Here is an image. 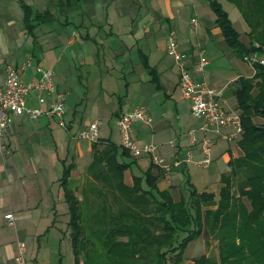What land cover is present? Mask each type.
I'll use <instances>...</instances> for the list:
<instances>
[{
    "label": "crops",
    "instance_id": "crops-1",
    "mask_svg": "<svg viewBox=\"0 0 264 264\" xmlns=\"http://www.w3.org/2000/svg\"><path fill=\"white\" fill-rule=\"evenodd\" d=\"M218 1L235 28L236 22L243 23L238 27L241 32L236 28L240 37L244 33L248 38L250 28L238 7L229 0ZM22 5L30 8L27 16ZM193 17L196 27L191 24ZM215 17L208 0H0V87L6 68L18 67L30 57L32 63L21 74L22 81L38 79L40 69L51 66L56 89L66 96L65 126L54 114L12 115L0 138L4 146L0 152V264H17L14 258L21 242L25 264H62L68 235L61 220H66L68 208L59 179L64 165H72L70 179L74 170L88 168L92 145L78 132L98 118L89 119L91 115L99 116L101 111H107L110 127L99 130V139L120 144L117 117L145 105L152 121L136 122L132 136L139 144H156L159 155L170 163L166 171L147 155H130L125 160L133 161L123 172L126 184H132L134 175L144 177L152 161L160 190L184 187V174L197 191H212L219 185L228 160L241 152L237 139L216 137L211 163L196 164L201 155L196 145H190L187 131L201 119L197 124L188 121L190 100L181 95L167 35L168 30L174 31L194 76L224 87L226 103L237 107L236 80L252 78L256 68L229 44L231 51L223 46L226 40ZM217 48L238 66V73L225 83L204 70L209 64L205 54H214ZM200 57L207 62L202 70L197 69ZM122 85L123 92L115 98ZM26 104L36 106L37 101L30 95ZM189 147L192 159L185 161ZM182 190L187 195L188 190ZM8 212L14 216V226L7 224Z\"/></svg>",
    "mask_w": 264,
    "mask_h": 264
},
{
    "label": "trees",
    "instance_id": "trees-1",
    "mask_svg": "<svg viewBox=\"0 0 264 264\" xmlns=\"http://www.w3.org/2000/svg\"><path fill=\"white\" fill-rule=\"evenodd\" d=\"M229 1L238 7L250 30L244 42L221 3L208 0L226 42L240 57L246 51L264 52V0ZM22 8L27 16L30 8ZM254 67L252 78L236 80V108L243 127L237 141L241 152L228 160L229 169L221 173L217 197L197 191L185 174L182 187L187 195L175 186L158 189L159 174L152 171V161L144 177L134 175L128 185L123 172L133 161L125 160L130 153L110 139L98 138L91 142L87 169L95 178L111 180L109 187L116 191L119 205L116 210L102 207L83 215L84 205L71 185L72 165H64L59 183L68 208L74 264H180L187 244L202 234L218 240L217 264H264V68ZM256 117L261 121L256 122ZM173 189L179 198L173 197ZM90 222L97 227L91 228ZM208 260L200 255L193 264H209Z\"/></svg>",
    "mask_w": 264,
    "mask_h": 264
},
{
    "label": "built area",
    "instance_id": "built-area-1",
    "mask_svg": "<svg viewBox=\"0 0 264 264\" xmlns=\"http://www.w3.org/2000/svg\"><path fill=\"white\" fill-rule=\"evenodd\" d=\"M192 26L196 27L197 20L191 18ZM168 50L173 56L178 67V86L183 98L190 100V114L201 119V123L187 131L190 145H196L201 157L196 161L197 165L207 166L212 161V148L215 138L232 141L238 139L243 127L238 108L228 105L224 99V87H215L205 79L196 78L192 68L188 65L186 54L178 48L175 33L168 30ZM257 46V43H255ZM244 60L251 64H258L264 68V52L250 51L243 56ZM32 60L27 57L18 67L8 66L5 70L4 83L0 87V138L10 125L12 115H26L36 118L42 114L56 115L60 123L65 126L64 113L66 96L58 91L55 86V72L49 67L40 69V76L36 80L23 82L21 74L31 65ZM206 60L200 57L197 61V69L202 70ZM33 95L37 101L36 106H28L26 100ZM139 121L150 123L152 117L148 114L146 106L138 104L124 111L116 119V127L120 145L128 150L131 156L138 157L148 155L154 162L164 169L169 164L157 152L156 144L151 141L137 143L132 136L134 124ZM101 120L92 119L79 132L78 137L88 142L99 138ZM0 141V152L3 151ZM192 147L187 148L185 161H191ZM7 224L14 226V216L11 212L5 214ZM17 264H25V244H19L18 253L15 256Z\"/></svg>",
    "mask_w": 264,
    "mask_h": 264
},
{
    "label": "rangeland",
    "instance_id": "rangeland-1",
    "mask_svg": "<svg viewBox=\"0 0 264 264\" xmlns=\"http://www.w3.org/2000/svg\"><path fill=\"white\" fill-rule=\"evenodd\" d=\"M242 24L243 23H241V22H236V25H235L236 28L240 32L242 30L239 29L238 27H241L239 25H242ZM240 39L245 41V42L248 40V38L246 37V35H244V33H241ZM224 44L225 45H223V46H226V48L229 51H231V49H230V47H229V45H228V43L226 41L224 42ZM209 48H212V41H210ZM221 49L217 48V50H216V52L214 54H207V53L205 54L204 57L206 59H208L209 64L205 67L204 70H205V73L210 74V75H212L214 77L217 76V78H219V80L221 82L225 83L233 75L238 73V66L236 64H233L232 60L228 59V56H225L223 54L224 53L223 50H221ZM246 53H248V52L246 51ZM241 58L244 59L243 57H241ZM122 83H123V81H122ZM123 90H124V85H122L118 90H116V92L114 94V97L116 98V96L118 94H121L123 92ZM100 113L101 114L99 116L91 115L89 119H92L94 117H98L99 119H101V125L99 127V130L103 131L106 127L107 128L110 127V125H108V122H107L110 119V117H109V115H105L107 113V111H103V112L101 111ZM198 119L199 118L193 117L191 114L188 117V121H191L192 124L199 123L200 119L199 120ZM259 121H260V119H257L256 122H259ZM110 124H112V121L110 122ZM74 130H76V126L75 125H74ZM238 139L236 141H238ZM215 149H216V147H213L212 151L214 152ZM150 159L152 160L151 157H150ZM165 161L168 164H170L166 159H165ZM154 163L157 164L156 162H154ZM157 165L162 170H166V171L169 170L167 168L164 169L159 164H157ZM90 172H89V170L87 168H86L85 171L83 169L74 170L72 172V175H73L72 177L73 178L70 179L72 187L76 188V195L82 201V207L84 205V207H83V215H91L97 209L99 211L100 208H102V207H106V208L112 207L111 210H116L118 205H119V202L116 199L117 198L116 191L113 190V188L109 187L111 180H109L105 176H102V177L99 176V179L97 177L95 178L93 176L92 172H91V174H90ZM220 178H221V175H220ZM220 178H219V185L218 186L216 185L214 190L208 191V192H213L216 197L218 195L220 187L222 186V181L220 180ZM108 188H110V189H108ZM179 190H180V188H179ZM172 193H173V197L175 199L179 198V194H178V190L177 189H173ZM185 193H186V191H185ZM86 196H87V198H85ZM99 213H101V211ZM67 221H68V215H67V218H66L65 221L61 220V223H63L64 227H65V233L67 232L65 235L66 236L68 235L67 241L65 243L66 251H65V254L62 255L61 263L62 264H74L73 263V258H71V253H72L71 252V250H72L71 243H70V245L68 244L69 243L68 240L70 241V238H69L70 228L67 227ZM97 225H95V223H93V222H90V227L91 228L97 227ZM157 232L158 231L155 230V233H157ZM95 241H96V239H95ZM217 244H218V240L213 238L212 236H207L206 237L203 234L200 235L199 237L191 240L187 244V246L184 249V252L182 254V259L180 261V264H193V262H192L193 259L195 257H197V256H200V255L208 256L209 264H217L218 261H219V257H218V253L219 252H218ZM152 256H153V259L155 260L156 259L155 253H152Z\"/></svg>",
    "mask_w": 264,
    "mask_h": 264
}]
</instances>
